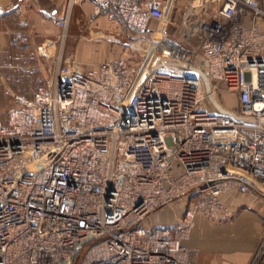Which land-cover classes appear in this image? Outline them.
<instances>
[{"label": "built area", "instance_id": "2783aa9c", "mask_svg": "<svg viewBox=\"0 0 264 264\" xmlns=\"http://www.w3.org/2000/svg\"><path fill=\"white\" fill-rule=\"evenodd\" d=\"M92 2L142 33L139 61L85 71L60 53L31 97L6 92L0 264H196L197 215L264 197V0H194L180 20L175 0ZM172 205L175 224L152 222ZM263 258L264 236L248 264Z\"/></svg>", "mask_w": 264, "mask_h": 264}, {"label": "crops", "instance_id": "0c3cea01", "mask_svg": "<svg viewBox=\"0 0 264 264\" xmlns=\"http://www.w3.org/2000/svg\"><path fill=\"white\" fill-rule=\"evenodd\" d=\"M67 1L0 0V80L5 92L31 97L45 85L47 70L60 53L64 62L85 71L110 60L137 64L139 54L130 45L142 33L118 17L110 20L97 13L92 0H75L61 45L62 29L56 22ZM193 1L175 0L177 19L191 12ZM17 35L27 39L21 47L13 43ZM221 202L227 214L219 219L197 215L186 247L194 252L196 264H248L264 236V197L230 192L222 195ZM158 213L152 222L159 226H172L180 218L177 205Z\"/></svg>", "mask_w": 264, "mask_h": 264}, {"label": "rangeland", "instance_id": "374dc122", "mask_svg": "<svg viewBox=\"0 0 264 264\" xmlns=\"http://www.w3.org/2000/svg\"><path fill=\"white\" fill-rule=\"evenodd\" d=\"M178 20H180V17L178 18ZM177 20V22H179ZM5 86L1 85V80H0V117L3 115V112L5 110V105H7L10 101V96L5 92ZM4 88V89H3ZM3 90V92L1 93V91ZM224 102L225 104H228V107L230 108H237L238 104L237 101L234 99L232 101V99L228 98L227 96H224ZM178 213V211H177ZM161 215V213H158L156 215L153 216V219H156L157 216Z\"/></svg>", "mask_w": 264, "mask_h": 264}, {"label": "trees", "instance_id": "16d2710c", "mask_svg": "<svg viewBox=\"0 0 264 264\" xmlns=\"http://www.w3.org/2000/svg\"><path fill=\"white\" fill-rule=\"evenodd\" d=\"M117 17V16H116Z\"/></svg>", "mask_w": 264, "mask_h": 264}]
</instances>
